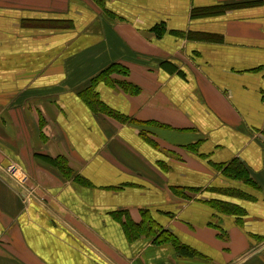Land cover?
Wrapping results in <instances>:
<instances>
[{
	"label": "crops",
	"instance_id": "1",
	"mask_svg": "<svg viewBox=\"0 0 264 264\" xmlns=\"http://www.w3.org/2000/svg\"><path fill=\"white\" fill-rule=\"evenodd\" d=\"M0 264H264V0H0Z\"/></svg>",
	"mask_w": 264,
	"mask_h": 264
},
{
	"label": "trees",
	"instance_id": "2",
	"mask_svg": "<svg viewBox=\"0 0 264 264\" xmlns=\"http://www.w3.org/2000/svg\"><path fill=\"white\" fill-rule=\"evenodd\" d=\"M155 31H156V34L159 36L161 32L160 28H156ZM127 70H128L127 67H124L120 64H111L107 66L106 68H104L96 76L95 83L97 81L109 80V76L114 73H120L122 75L127 74ZM110 82H112V80H110ZM121 85L123 87H126L127 83H121ZM128 87L130 86L128 85ZM81 97L84 103L89 108H91L93 112L117 117L115 113H113L111 110L103 106L102 102L100 101L98 97V94L95 92V89L92 87V85L81 94ZM46 160L49 161V163H51L52 165L58 168H62V170H66L64 171V173L67 174L68 176L70 175V171L68 169L67 164H66L67 168H65L64 158H57V159L46 158ZM222 174L225 175L227 178L240 180L243 183H251V179L248 176L247 169L244 167L243 163L240 162L238 159H235L231 161L230 163H228L227 165H225L224 168H222ZM228 210L230 211L234 210V207H232V205L228 206ZM126 226H127L129 233L134 234V236L140 235L141 233L146 234L148 236H152V237L155 236L154 241L156 244L167 243L171 241V238L173 237L172 234H169L166 231L160 232L158 227H156L150 221L145 222V219L144 220L142 219V223L137 224V225L130 223L128 219H126Z\"/></svg>",
	"mask_w": 264,
	"mask_h": 264
},
{
	"label": "built area",
	"instance_id": "3",
	"mask_svg": "<svg viewBox=\"0 0 264 264\" xmlns=\"http://www.w3.org/2000/svg\"><path fill=\"white\" fill-rule=\"evenodd\" d=\"M9 169H11V170H12V169H13V167L10 165V166H9Z\"/></svg>",
	"mask_w": 264,
	"mask_h": 264
}]
</instances>
